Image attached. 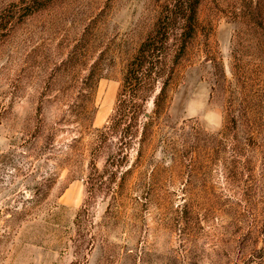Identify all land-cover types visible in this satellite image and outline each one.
Masks as SVG:
<instances>
[{"label": "rangeland", "instance_id": "rangeland-1", "mask_svg": "<svg viewBox=\"0 0 264 264\" xmlns=\"http://www.w3.org/2000/svg\"><path fill=\"white\" fill-rule=\"evenodd\" d=\"M162 1L0 0V264H264V0H201L145 139L99 134Z\"/></svg>", "mask_w": 264, "mask_h": 264}, {"label": "trees", "instance_id": "trees-1", "mask_svg": "<svg viewBox=\"0 0 264 264\" xmlns=\"http://www.w3.org/2000/svg\"><path fill=\"white\" fill-rule=\"evenodd\" d=\"M200 1L163 0L151 30L125 63L111 115L99 130L102 136L117 134L121 150L134 140L141 144L145 139L148 123L140 121L139 117L150 120V115L144 114L143 105L152 96V112H157L178 59L194 33ZM156 88V93L152 94ZM122 161H125L124 156L111 155L105 164L118 166Z\"/></svg>", "mask_w": 264, "mask_h": 264}]
</instances>
